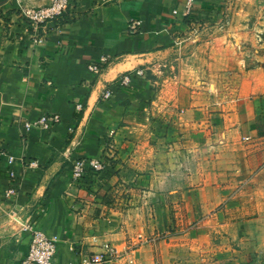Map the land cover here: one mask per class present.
I'll return each mask as SVG.
<instances>
[{
	"label": "crops",
	"instance_id": "0c3cea01",
	"mask_svg": "<svg viewBox=\"0 0 264 264\" xmlns=\"http://www.w3.org/2000/svg\"><path fill=\"white\" fill-rule=\"evenodd\" d=\"M74 1L62 28L39 46L18 0L0 9V264L21 263L33 227L58 241L57 264H79L104 242L122 252L133 246L136 264H192L190 240L203 239L168 229L179 224L185 231L194 218L202 225L209 221L203 214L214 211L235 227L257 222L264 236V124L254 111L248 124L235 119L239 101L263 81L249 71L238 76L231 108L223 97L220 109L234 122L212 135L205 106H164L148 77L113 85L112 97L102 99L122 73L147 72L171 55L192 17L211 14L223 0ZM132 19L141 21L135 32ZM104 56L113 60L106 68H89ZM53 114L61 120L49 129L24 126ZM109 143L119 149L118 163L94 179L93 199L73 178L72 161L100 157ZM259 237L246 246L260 258Z\"/></svg>",
	"mask_w": 264,
	"mask_h": 264
},
{
	"label": "rangeland",
	"instance_id": "374dc122",
	"mask_svg": "<svg viewBox=\"0 0 264 264\" xmlns=\"http://www.w3.org/2000/svg\"><path fill=\"white\" fill-rule=\"evenodd\" d=\"M5 1L15 0H0V9ZM248 71L257 81L264 82V0H223L211 14L192 17L176 49L151 64L147 77L152 80L154 92L162 94L169 103L162 101L164 106L181 111L195 104L205 106L211 117L210 127H217L210 132L212 135L226 123L232 126L233 117L220 113L222 99L229 97L225 108H231L235 80ZM252 95L239 101L241 115L235 119L242 122L244 118L248 124L247 114L254 111L255 120L264 124V87ZM115 151L119 154V149ZM117 160L111 158L108 165H117ZM207 214L203 215L209 221L202 225L194 218L188 221L185 231L179 224L168 229L172 234L203 239L202 244H192L190 240L192 264H264V255L259 258L253 245L246 246L248 240L259 237L257 222L248 227H235L223 220L217 221L215 211ZM259 238L264 242L263 235ZM219 251H222L221 259L215 258Z\"/></svg>",
	"mask_w": 264,
	"mask_h": 264
},
{
	"label": "built area",
	"instance_id": "2783aa9c",
	"mask_svg": "<svg viewBox=\"0 0 264 264\" xmlns=\"http://www.w3.org/2000/svg\"><path fill=\"white\" fill-rule=\"evenodd\" d=\"M19 6L17 12L27 27L28 34L33 46L43 44L48 33L54 29H61L68 16L75 8L74 0H49L46 3L37 4L40 0H18ZM191 1V0H190ZM141 24L140 20L132 19L130 30L135 32ZM113 60L109 56L101 57L97 61L89 64V68L100 72L106 68ZM133 77H147V72L143 68H134L122 73L114 82L110 83L102 94L103 100H109L112 97V86H124ZM61 116L58 114L44 115L36 121L27 120L24 123L26 129L42 128L49 129L60 122ZM250 140V137H245ZM107 150V151H106ZM105 152L100 157L75 156L72 161L73 178L82 186L88 187L93 199H97V192L94 189V179H98L100 174L108 166L111 158L115 157V148L113 143H109ZM4 154V152H0ZM13 157H9V162ZM32 165L35 162L31 163ZM14 189L10 188L7 195L13 194ZM33 234L26 255L22 258L20 264H57L56 255L58 250V241L41 232L37 227L32 228ZM133 246L127 251H120L110 242H104L100 245L98 251L92 252L84 257L79 264H116L126 257L127 264H136L132 252ZM73 264V262H69Z\"/></svg>",
	"mask_w": 264,
	"mask_h": 264
}]
</instances>
